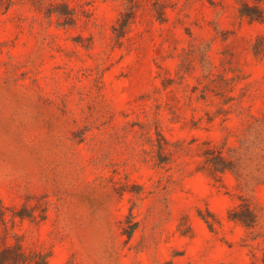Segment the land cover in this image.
Returning a JSON list of instances; mask_svg holds the SVG:
<instances>
[{
	"label": "rangeland",
	"instance_id": "374dc122",
	"mask_svg": "<svg viewBox=\"0 0 264 264\" xmlns=\"http://www.w3.org/2000/svg\"><path fill=\"white\" fill-rule=\"evenodd\" d=\"M256 119L264 0H0V250L264 264V183L201 157ZM244 200L253 228L229 218Z\"/></svg>",
	"mask_w": 264,
	"mask_h": 264
},
{
	"label": "trees",
	"instance_id": "16d2710c",
	"mask_svg": "<svg viewBox=\"0 0 264 264\" xmlns=\"http://www.w3.org/2000/svg\"><path fill=\"white\" fill-rule=\"evenodd\" d=\"M252 20L261 17L260 12L243 10ZM249 137L238 146L207 145L201 153L204 167L213 177L230 172L242 188L264 183V120H254ZM252 125V123L250 124ZM249 125V127H250ZM229 218L253 228L257 223V214L247 200L233 208ZM0 264H47V255L40 252H26L20 242L0 250Z\"/></svg>",
	"mask_w": 264,
	"mask_h": 264
}]
</instances>
